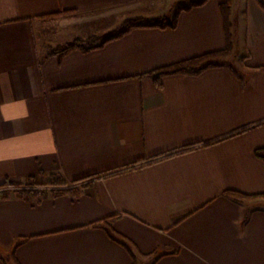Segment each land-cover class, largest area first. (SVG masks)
Instances as JSON below:
<instances>
[{
	"label": "crops",
	"instance_id": "obj_1",
	"mask_svg": "<svg viewBox=\"0 0 264 264\" xmlns=\"http://www.w3.org/2000/svg\"><path fill=\"white\" fill-rule=\"evenodd\" d=\"M157 1L0 0V186L18 184L0 188V264H134L121 238L137 264H264V200L225 195L264 193V0H240L238 66L161 87L145 74L225 48V0L182 12L175 29L50 54L137 10L167 17L149 11ZM54 174L95 181L22 194Z\"/></svg>",
	"mask_w": 264,
	"mask_h": 264
},
{
	"label": "trees",
	"instance_id": "obj_2",
	"mask_svg": "<svg viewBox=\"0 0 264 264\" xmlns=\"http://www.w3.org/2000/svg\"><path fill=\"white\" fill-rule=\"evenodd\" d=\"M208 1L209 0H193L189 4L181 5L176 9L171 19H168L167 17H161V18H153L150 21H146L144 20V17L129 18L124 22L123 29L115 34H112V35L110 34L107 37L91 36L86 39H77L74 42L67 44L66 46L54 49L53 51L50 52V54L51 55H65L72 51H81V52L87 53V52H90L96 49H100L104 47L107 43L115 39L121 38L137 28L175 29L178 26L179 17L182 12L191 11L192 9L196 7L204 6ZM232 3H233V0H225L224 2L220 4L221 13L223 15V20H224V28H225V37H226L225 48L221 50L208 52V53L195 56L192 58H188V59L176 62L174 64H171L169 66L158 68L156 70L148 72L145 75H148L149 77L153 78L156 85L158 87H161L163 79L168 76H173V75L198 76L212 68L229 66L227 61L230 58H232L235 54L233 22L231 21ZM261 5L264 7V2H261ZM248 129L249 128H244L240 132L246 131ZM218 141L219 140L214 141V142H209V143H206L205 145H212L214 143H217ZM190 149L192 148L187 147L183 149L182 152H186ZM176 154L177 153H171V154H168L167 156H165V154H162L157 157H172ZM255 154L259 159L264 161V148L256 149ZM157 160L158 159L156 158L155 160H152L150 163H154ZM89 177L91 176L75 180L74 184H70V185L59 174H54L52 181L47 184H41L39 182H36L34 179H30L25 186H22L23 190H21V192L22 194L32 193L37 196L45 194L47 190H49L54 195L74 193V192L81 191V188L95 181L94 178H89ZM8 186L14 187V186H18V184L13 183V182H6L2 186H0V188L8 187ZM42 187H45V189L47 190H40V188ZM225 195H228L239 202L254 200V199L264 200V193L247 194V193H243L237 190H227L225 191ZM248 219H249V215L245 217L244 223H246ZM109 220L110 218H104L90 225L93 227H106V225H108L110 222ZM108 232H109V235L114 240H118L116 237V235L118 234L112 232V230L110 229ZM118 241L124 247L127 248V250L129 251V253L134 259V264H137L139 256L137 252L129 244V242L125 238H121V240H118Z\"/></svg>",
	"mask_w": 264,
	"mask_h": 264
},
{
	"label": "rangeland",
	"instance_id": "obj_3",
	"mask_svg": "<svg viewBox=\"0 0 264 264\" xmlns=\"http://www.w3.org/2000/svg\"><path fill=\"white\" fill-rule=\"evenodd\" d=\"M193 0H159L157 1L156 6L151 7L149 11H153L152 9L155 8L157 9L159 13H164L166 14L168 19H171L174 12L176 9L184 4H189ZM154 9V10H155ZM156 11H153L155 13ZM145 13V14H144ZM148 11L143 12L142 10H137L136 12H131L129 13L127 17H140L141 15H148ZM242 13H243V4L240 3V0H236L235 2V7H233V13L231 16V21L233 22V34H234V45H235V52L234 56L230 58L227 63L233 66H238L239 59H241V56L244 55L245 53V40H244V34H245V25H244V20L242 18ZM140 15V16H139ZM125 17H118V21L114 23L113 26L110 28L106 29L107 32L103 34L100 37H107L110 34H115L119 31H121L124 27V20L123 18ZM144 17V20L150 21L151 18L149 16H141ZM98 37V36H96ZM45 187L40 188V190H44ZM46 190V189H45Z\"/></svg>",
	"mask_w": 264,
	"mask_h": 264
}]
</instances>
